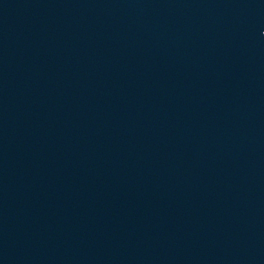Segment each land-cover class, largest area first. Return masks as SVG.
I'll use <instances>...</instances> for the list:
<instances>
[{
  "label": "water",
  "instance_id": "95a60500",
  "mask_svg": "<svg viewBox=\"0 0 264 264\" xmlns=\"http://www.w3.org/2000/svg\"><path fill=\"white\" fill-rule=\"evenodd\" d=\"M0 264H264V0H0Z\"/></svg>",
  "mask_w": 264,
  "mask_h": 264
}]
</instances>
